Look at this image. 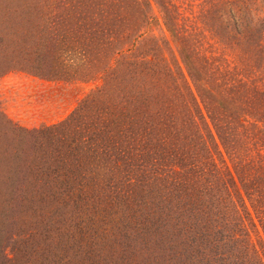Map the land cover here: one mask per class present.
Segmentation results:
<instances>
[{"label":"trees","instance_id":"16d2710c","mask_svg":"<svg viewBox=\"0 0 264 264\" xmlns=\"http://www.w3.org/2000/svg\"><path fill=\"white\" fill-rule=\"evenodd\" d=\"M184 1L0 0V76L102 80L54 125L24 129L0 111V213H39V264H188L183 242L208 238L182 231L244 230L251 212L264 230V0L208 3L215 38L235 53L220 57L198 50ZM50 215L77 219L67 255L53 250L62 229L43 225ZM116 234L126 245L99 256L97 241ZM235 240L245 251L213 264H262ZM0 264L16 262L0 253Z\"/></svg>","mask_w":264,"mask_h":264},{"label":"rangeland","instance_id":"374dc122","mask_svg":"<svg viewBox=\"0 0 264 264\" xmlns=\"http://www.w3.org/2000/svg\"><path fill=\"white\" fill-rule=\"evenodd\" d=\"M216 1L217 0L184 1L180 8L184 19L181 23L188 27L189 30L195 31L197 37L201 38L203 43L197 47L202 53H206L207 56L217 55L220 57V53L222 55L233 56L235 55L233 49L231 47H223L218 39L215 38V31L218 27L215 20L211 17L215 14L208 13L212 10L211 5L208 3H215ZM161 30L162 25L154 28L156 35H159ZM172 50H174L177 61L180 62L187 84L195 96L196 102L204 117V121L214 136L218 147H214L217 149L216 155L219 159L225 160L227 165L231 168L232 164L216 135L212 121L209 119L206 105L203 103L194 83L186 74L175 47H173ZM173 56L174 55L171 53V57ZM171 57H169V60L173 63L174 59L172 60ZM228 59L231 60V57H228ZM101 84L102 80L99 78L93 80L79 77L50 79L19 70H12L0 76V111L9 121L24 129L31 130L54 125L65 120L77 107L80 101L100 87ZM39 218V213L34 211L0 213V253H3V255L7 254L16 264H39V230L41 226V220ZM46 218L47 219L43 221V225L48 227L51 231L53 230L56 235H59L60 229H62L59 236L60 239L54 240L52 244L53 250L58 253V255H67L68 249H75L74 224L75 220H77L76 217L74 215H65L62 217L50 215ZM249 219L251 224L247 225L244 230H236L234 228H209L198 231L199 229L192 228L189 231L180 232V235L184 234L188 237L192 236V238L199 235L197 234V232H199L206 235L208 238V241L202 246L191 245L189 241L183 242V244H185L181 248L187 251L186 257H189V259L191 258L190 260L188 259L189 263H187L197 264V259L195 258L197 252L206 253L207 262L215 260L218 253H224L228 257L233 254H240V249L241 252H244L245 249L243 245L237 243L235 240V238H238L245 240L250 248L253 247L258 252L260 262L264 264V230L262 229L259 219L253 212H251ZM101 227V224H98L96 230L102 237ZM174 234H178V231H171L170 235ZM45 235H47V233H45ZM112 238L106 237L104 240L102 238L97 241L96 250L99 251V256H108L109 254L106 251H109L111 254V251L114 250L113 253H115L121 250V244L124 246L126 245V243L120 239V236L118 238L117 234ZM217 238H225L226 243L222 244L223 246H219L218 243L214 241ZM88 246L92 249L94 248L93 243ZM225 264H233V260L230 259V261Z\"/></svg>","mask_w":264,"mask_h":264}]
</instances>
